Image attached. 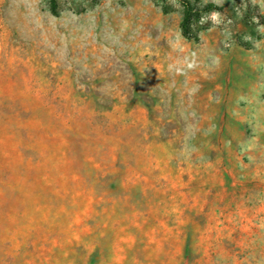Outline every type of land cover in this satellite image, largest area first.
<instances>
[{"label":"rangeland","instance_id":"374dc122","mask_svg":"<svg viewBox=\"0 0 264 264\" xmlns=\"http://www.w3.org/2000/svg\"><path fill=\"white\" fill-rule=\"evenodd\" d=\"M0 0V264H264V0Z\"/></svg>","mask_w":264,"mask_h":264},{"label":"trees","instance_id":"16d2710c","mask_svg":"<svg viewBox=\"0 0 264 264\" xmlns=\"http://www.w3.org/2000/svg\"><path fill=\"white\" fill-rule=\"evenodd\" d=\"M52 14L57 16V0H51Z\"/></svg>","mask_w":264,"mask_h":264}]
</instances>
